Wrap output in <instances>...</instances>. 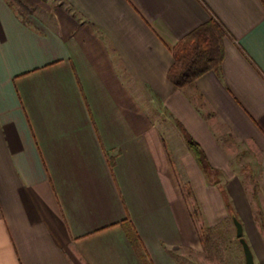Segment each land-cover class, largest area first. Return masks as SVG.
I'll list each match as a JSON object with an SVG mask.
<instances>
[{
	"label": "crops",
	"instance_id": "1",
	"mask_svg": "<svg viewBox=\"0 0 264 264\" xmlns=\"http://www.w3.org/2000/svg\"><path fill=\"white\" fill-rule=\"evenodd\" d=\"M212 20L220 65L177 88L172 49ZM183 131L228 173L264 264L259 208L233 175L247 145L264 214V0H0V264L201 253L197 218L212 228L228 209L212 208Z\"/></svg>",
	"mask_w": 264,
	"mask_h": 264
},
{
	"label": "rangeland",
	"instance_id": "2",
	"mask_svg": "<svg viewBox=\"0 0 264 264\" xmlns=\"http://www.w3.org/2000/svg\"><path fill=\"white\" fill-rule=\"evenodd\" d=\"M233 163L235 167L233 168V175L237 173V176L240 177L242 184L248 191L249 197L253 201V204H257V207L259 208L258 213L260 217H257V222L259 221L258 223L261 225L260 230L264 236V214L262 208L258 204L259 195L257 193V185L259 180L258 159L255 157L254 152L250 150L247 145H243L240 148L237 157L233 158ZM210 168L205 170V172H203L202 169L201 171L207 182L209 197L213 204L212 208L217 210L218 207L216 202L218 203L219 201V204L224 202L223 197L225 198L226 195L222 194L224 190L229 197V208L233 210V213L234 211L236 212L238 208V205H236V198L231 197V190L229 189L232 182L231 178L229 177L228 173H222L220 169H215L212 167ZM215 199L216 202H214ZM225 199H227V197ZM224 203L226 204V202ZM193 209L195 208L193 207ZM230 212L231 211H227V216L222 220H219V222L212 228L204 227L205 223H203L201 219L197 218V225L199 226V229H207L206 234L200 232L202 238V241L200 239L202 252L198 254L183 253V255L179 256V261H181L183 264H244L242 246L238 243V239L235 236V226L233 224L231 216L232 214Z\"/></svg>",
	"mask_w": 264,
	"mask_h": 264
},
{
	"label": "trees",
	"instance_id": "3",
	"mask_svg": "<svg viewBox=\"0 0 264 264\" xmlns=\"http://www.w3.org/2000/svg\"><path fill=\"white\" fill-rule=\"evenodd\" d=\"M224 34L223 28L212 20L181 39L171 51L173 64L169 70L168 78L173 85L177 88H184L202 74L217 69L223 57L222 40ZM183 132L187 147L195 156L202 171L205 172L210 168L205 154L198 143L190 138L185 131ZM184 191L187 196L193 197V192L189 186L184 187ZM223 194L225 193L223 192ZM225 202L228 211H231V216L236 217L229 208L227 199ZM196 210L195 214L197 215ZM201 229H199V238L202 241L200 232L206 234L207 229ZM129 237L135 246L134 234L129 233Z\"/></svg>",
	"mask_w": 264,
	"mask_h": 264
},
{
	"label": "water",
	"instance_id": "4",
	"mask_svg": "<svg viewBox=\"0 0 264 264\" xmlns=\"http://www.w3.org/2000/svg\"><path fill=\"white\" fill-rule=\"evenodd\" d=\"M232 221L235 226V233H236L235 236L238 239L240 245L242 246L244 262H245L244 264H255L251 250L247 242L243 238V228L241 223L237 220L236 217H232Z\"/></svg>",
	"mask_w": 264,
	"mask_h": 264
}]
</instances>
